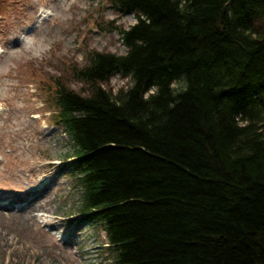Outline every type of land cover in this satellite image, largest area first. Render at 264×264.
<instances>
[{
  "label": "trees",
  "instance_id": "1",
  "mask_svg": "<svg viewBox=\"0 0 264 264\" xmlns=\"http://www.w3.org/2000/svg\"><path fill=\"white\" fill-rule=\"evenodd\" d=\"M110 1L124 53L43 79L81 216L111 264H264V0Z\"/></svg>",
  "mask_w": 264,
  "mask_h": 264
},
{
  "label": "rangeland",
  "instance_id": "2",
  "mask_svg": "<svg viewBox=\"0 0 264 264\" xmlns=\"http://www.w3.org/2000/svg\"><path fill=\"white\" fill-rule=\"evenodd\" d=\"M135 21L110 0H0V206L6 197L22 199L37 189L43 205L38 223L27 229L14 219L26 202L1 207L0 238L12 242L13 251L0 245V264H111L103 224L79 212L73 148L51 120L43 79L69 78L70 66H82L89 50L123 54L115 29ZM184 82L171 87L177 92ZM130 84L120 72L104 88L115 94ZM70 85L81 91V83Z\"/></svg>",
  "mask_w": 264,
  "mask_h": 264
},
{
  "label": "bare ground",
  "instance_id": "3",
  "mask_svg": "<svg viewBox=\"0 0 264 264\" xmlns=\"http://www.w3.org/2000/svg\"><path fill=\"white\" fill-rule=\"evenodd\" d=\"M45 13L46 12L42 11V15H43L42 17L46 16ZM40 14H39V17H40ZM37 190H39V189H37ZM37 190L36 191L35 190H30L29 192H27V191L23 192L25 197L22 198V199H19L18 197H16V198L6 197V199H4V201H6V204H4L3 206H0V213H2L1 207H3V208L4 207H9L10 208V206H12V205L14 207L15 203H18V200H21V201L26 202L25 203L26 206L21 211H19V213H21L20 215L15 216V218H14L15 221H17L16 218H18L19 219L18 224L20 226L25 227V229H27V227H29L28 225L32 226V223H34V222L38 223V220L36 218L37 215H35V213L38 210L39 211H43V205L38 202L39 196L41 194L37 193ZM11 209H12V211L10 212V214L12 216H14L16 210L13 209V208H11ZM16 209H18V207H16ZM21 215H24L25 217L21 218L20 217ZM0 245L3 247V249L6 250L5 252L11 253L13 251V247H12L13 243L10 242L7 239L5 240V239L0 238Z\"/></svg>",
  "mask_w": 264,
  "mask_h": 264
}]
</instances>
